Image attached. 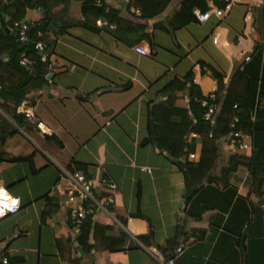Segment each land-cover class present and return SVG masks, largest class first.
<instances>
[{"label":"crops","instance_id":"1","mask_svg":"<svg viewBox=\"0 0 264 264\" xmlns=\"http://www.w3.org/2000/svg\"><path fill=\"white\" fill-rule=\"evenodd\" d=\"M79 1L73 0L56 23L54 30L65 28L64 34L46 37L53 41L51 57L46 55L50 84L42 92L44 97L25 107L33 115L31 122L40 123L45 135L36 126L26 131L43 148L27 138L22 128L0 146V154L7 159L33 154L36 171L32 174L25 163H0V187L19 205L16 215L0 218V260L8 264H264V214L254 203L253 179L247 169L254 153L264 155V112L256 118L258 130L249 138L247 151L233 150L224 138L220 140L214 181L202 182L187 203L181 170L185 161L198 163V148L192 154L195 161L188 157L179 161L183 163L180 170L157 143L148 142L150 122L152 126L159 122L150 117L151 110L166 101L167 88L174 81L191 73L192 84L202 95L218 93L217 82L208 72L202 76L201 70H214L226 87L234 73L248 65L229 60L227 53L215 48L212 33L219 32L232 53L251 58L250 70L258 75L260 85L264 53L258 51V63L252 56L262 40L252 15L260 0H243L222 22L211 17L204 24L194 21L182 28L170 21L183 0H173L152 19H139L133 0H115L109 9L117 12L120 25L116 28L98 20L95 32L75 26L82 21ZM234 10L241 11L238 24ZM247 10L250 21L245 24ZM28 15L34 17L35 12ZM239 37L244 42L236 49L232 43ZM134 46L148 49L150 56L140 57ZM186 94H174L179 99L177 107H185ZM224 94L223 90L219 95ZM261 109L262 99L255 103L252 121ZM50 137L58 146L50 145L54 142ZM261 161L262 169L264 156ZM234 163L239 165L234 172L221 174ZM78 166L82 171L76 173L115 186L104 192L110 196L104 199L109 215L98 214L91 221L89 248L78 245L68 224L71 206L65 197V175H72L68 168ZM102 191L98 187L94 193ZM260 191L264 200V175ZM197 215L200 218H192ZM148 233L152 238L144 245L138 237ZM121 235V245L111 241ZM112 247L116 252L107 253Z\"/></svg>","mask_w":264,"mask_h":264},{"label":"trees","instance_id":"2","mask_svg":"<svg viewBox=\"0 0 264 264\" xmlns=\"http://www.w3.org/2000/svg\"><path fill=\"white\" fill-rule=\"evenodd\" d=\"M73 0H0V19L3 20L4 27L0 22V146L14 135L18 134L17 128L26 131L35 123L29 122L24 115L17 113V109L25 103L31 107L35 102L39 101L44 95L43 90L50 84L48 77V57L47 51L53 44L52 40L46 37L50 34L61 36L64 34L65 28H57L56 30L49 28L58 22L61 16H65L69 10V6ZM103 0H80L79 15L82 19L75 26H79L85 30L95 32V22L100 20L108 25H120L121 19L117 12L105 6L96 7V2ZM173 0H133V6L139 9V19H152L160 16L171 4ZM198 9L204 13L207 10L204 0H183L176 13L171 18L170 24L176 28H182L195 21L192 11ZM35 12V16H29L28 12ZM54 11H57L56 13ZM63 20L60 22V24ZM26 25L28 27L27 36L30 44L23 46L16 38L13 25ZM44 45L42 51H35L36 43ZM260 46L256 45L252 51L255 55L254 63L259 62L261 51ZM24 55L30 62V67L26 68L21 65V56ZM251 59V58H250ZM250 63V62H249ZM248 65L242 72H236L231 77L229 84L225 87L222 84L223 77L214 70H201L202 76L209 73V77L217 82V101L220 109L213 122L208 124L202 121L204 110L199 102L205 99L210 93L202 95L200 89L192 84L191 73H188L184 79L174 81L168 88V97L161 105H156L151 110L150 117L157 119L159 122L153 124L150 122L148 133L150 138L148 142L157 143L159 147L168 154L172 163L184 161L190 154H193L198 148L199 161L197 164H188L184 162V168H178L184 175L186 183L187 195L185 202L187 203L202 187L200 184L206 182L210 184L214 181L211 177L214 171V163L217 159L220 140L227 138L231 131L229 126L234 118L238 119V128L241 129L248 137L255 136L258 130L257 119L263 109L258 110L255 114L254 121L251 120L252 112L255 109V103L264 100V73L260 77V85L257 87L258 75H253ZM258 65V64H257ZM203 66H200V69ZM225 91L223 97L219 95ZM186 94V104L184 108L177 107L176 101L179 99L175 93ZM211 138H208V134ZM196 135L195 139H188L190 135ZM152 137L154 139H152ZM49 140L57 142L55 138L50 137ZM262 151L254 153L247 169L253 179L251 186L255 193L254 203L261 205L264 203L262 192V178L264 168H260L263 159ZM33 154L27 157L5 158L0 154V163L8 162L13 164L25 163L29 166L32 174L36 171L33 168ZM238 164H232L221 170V174L226 176L234 172L238 168ZM70 173L81 172V166L71 170ZM191 183L194 185L193 189ZM190 186V187H189ZM100 197L104 200L110 197L102 189ZM111 193V192H110ZM45 197H41L43 199ZM261 210V208H260ZM191 216V215H190ZM201 215L192 216L194 219L200 218ZM69 224V223H68ZM69 227L71 228L70 224ZM91 229V220H86L79 233L77 234V243L81 248H89L87 238ZM110 230V229H109ZM108 231V230H107ZM150 233L145 236L138 237V240L147 245V241L151 240ZM122 244L124 236L111 240ZM107 253L116 252V248L106 250Z\"/></svg>","mask_w":264,"mask_h":264},{"label":"built area","instance_id":"3","mask_svg":"<svg viewBox=\"0 0 264 264\" xmlns=\"http://www.w3.org/2000/svg\"><path fill=\"white\" fill-rule=\"evenodd\" d=\"M243 0H206L207 10L202 13L198 9H194L192 11V16L198 24L206 23L211 17L215 18L217 21L222 22L230 10L238 5L243 4ZM105 6L107 8H112L115 5V0H103L102 2H96V7ZM258 8L261 11L264 25V0H260L258 3ZM135 14H139L137 9H134ZM244 23L247 24L250 21V11L247 10L243 19ZM14 32H16V38L19 43L23 46H27L30 44L27 32L28 27L26 25L19 26L17 24L13 25ZM212 45L219 49L221 52L227 53V57L231 61L240 60L242 63L247 64L250 62V57L240 53L235 54L232 53L230 44L221 40L220 33L214 32L211 36ZM258 45L261 48V51L264 53V39L259 40ZM44 45L40 42L34 45L35 51H42ZM133 51L139 55L140 57H149L150 52L146 48H142L140 46H134ZM21 65L23 67H30V62L27 58L22 55L21 56ZM51 70V66L48 65L47 71ZM201 108L204 110L202 115V121L204 123H212L214 118L216 117L220 104L217 101L216 92H211L205 99L199 102ZM26 104L23 103L18 109L17 113L24 115L25 119L29 122L32 121L33 115L31 112L25 109ZM238 119L234 118L229 126L231 131L230 135L227 138H224L229 145V147L233 150L238 151H247L249 149L248 145V137L247 135L238 128ZM42 125L38 123L36 125V129L40 132L41 135H45V132L41 129ZM191 139H195L196 135H190ZM208 138H211V134H208ZM195 155H189V161H195ZM145 172H148L147 169H144ZM66 179L68 180V186L66 189L65 197L67 203L71 206L68 211V223L71 226V231L74 235H77L83 225V223L90 219L91 221L98 214L109 215L107 205L104 204V200L100 197V195L95 194L94 190L98 187L101 189H107L110 191L115 190V186L101 179L99 181H93L91 179L86 178L84 175L80 173L75 174H66ZM5 195V198L0 196V212L2 213L0 218L6 216L16 215L19 210L18 201L12 198L6 190L0 187V195ZM107 200V199H105ZM261 211L264 214V203L261 205ZM0 264H8L6 259H1Z\"/></svg>","mask_w":264,"mask_h":264},{"label":"rangeland","instance_id":"4","mask_svg":"<svg viewBox=\"0 0 264 264\" xmlns=\"http://www.w3.org/2000/svg\"><path fill=\"white\" fill-rule=\"evenodd\" d=\"M236 7V6H235ZM240 15H241V11H238V10H234L233 13H232V16L234 17L233 19L235 20V22L238 24L239 21H240ZM253 19H254V30L256 33H258L261 37V39L263 40L264 39V25H263V18H262V14H261V11L259 9H255L254 12H253ZM244 42V39L239 37V40L237 42H233L232 43V46H234V48H238L239 45L237 44H243ZM52 49H53V44L52 46L50 47L49 51H47V55H50L51 57V52H52ZM240 50V49H239ZM236 51V50H235ZM25 134H27V138L31 139L32 142H34L36 145H38L40 148H43L40 143L37 141V139L35 138V136L31 133H29L28 131H24ZM19 134V133H18ZM16 134V135H18ZM14 135V136H16ZM23 139V138H22ZM17 140H21V138H18ZM50 145H53V146H56L57 144L55 142H49ZM58 146V145H57ZM39 150V149H38ZM6 166V165H5ZM3 169V165L0 164V170ZM18 170V168L16 169V171Z\"/></svg>","mask_w":264,"mask_h":264},{"label":"water","instance_id":"5","mask_svg":"<svg viewBox=\"0 0 264 264\" xmlns=\"http://www.w3.org/2000/svg\"><path fill=\"white\" fill-rule=\"evenodd\" d=\"M0 22H1L2 27H4L3 21L1 20ZM56 26H57L56 24H53V25L49 28V30H50V29H53V28H56ZM47 79H49V77H47ZM177 164H178L179 166H181V167L183 166V163H181V162H178Z\"/></svg>","mask_w":264,"mask_h":264},{"label":"bare ground","instance_id":"6","mask_svg":"<svg viewBox=\"0 0 264 264\" xmlns=\"http://www.w3.org/2000/svg\"><path fill=\"white\" fill-rule=\"evenodd\" d=\"M2 198H5V195L2 193L1 195H0ZM1 215H2V213L0 212V217H1Z\"/></svg>","mask_w":264,"mask_h":264}]
</instances>
